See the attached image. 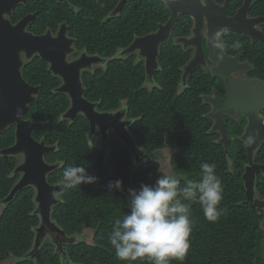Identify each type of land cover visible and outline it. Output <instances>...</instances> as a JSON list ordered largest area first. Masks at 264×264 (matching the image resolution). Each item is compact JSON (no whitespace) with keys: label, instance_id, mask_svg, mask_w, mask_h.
<instances>
[{"label":"trees","instance_id":"trees-1","mask_svg":"<svg viewBox=\"0 0 264 264\" xmlns=\"http://www.w3.org/2000/svg\"><path fill=\"white\" fill-rule=\"evenodd\" d=\"M118 1L85 0L87 12L72 21L69 35L77 39L78 51L85 50L89 55L110 60L104 69L82 76L85 99L98 103L99 112L114 111L122 102L126 103L127 118L133 121L131 137L150 159L136 165L131 153L114 136L107 146L99 136L90 141L89 126L82 116L72 123L62 120L61 116L69 107L68 98L55 93L61 84L59 79L53 77L46 63L34 58L23 68L22 75L29 85L39 86L40 91L25 119L43 124L33 135L36 141L43 140L47 146L56 147L45 161L58 162L60 167L49 175L48 182L59 185L63 170L79 165L96 176L97 182L73 189L63 187L58 193L60 204L53 208L51 220L67 237L82 238L64 247L66 258L55 253L49 240L36 254L28 255L39 223L33 214L34 191L26 188L10 203L2 204L19 176L13 175L18 160L0 157V264L9 260L13 264H125L116 258L108 235L115 220L129 211V189L139 191L142 184L153 186L165 175L156 161L164 149L171 153L169 166L181 187L188 180L200 178L203 162L215 166L223 186L221 207L224 213L217 222L207 221L200 206L192 204L191 247L183 264H264V217L246 203L242 180L247 163L245 146L238 139L242 126L228 125V158L217 143L218 135L209 133L212 122L205 118L209 107L202 103L201 96L209 93L207 85L214 82L210 74L198 69L189 77L186 88H179L181 68L189 62L192 51L184 52L173 41L190 35L192 20L180 16L171 40L161 46L158 59L161 71L154 77L157 88L149 91L142 87L143 63L135 64L134 56L118 59L117 53L135 38L155 32L159 25L167 22L170 12L160 0H127L118 18L102 24ZM230 1L231 6L234 5L230 11L234 12L238 0ZM254 1L257 8L253 15H263L264 0ZM224 38L227 54L242 50L247 56L255 55L253 65L264 81V48L258 44L251 46L237 33H226ZM236 42L239 47H233ZM14 131L11 127L0 134V150L13 145ZM254 162L264 165V144L255 154ZM117 180L122 181V190L109 191V182ZM255 192L257 198L264 201L261 173L256 178Z\"/></svg>","mask_w":264,"mask_h":264},{"label":"water","instance_id":"water-1","mask_svg":"<svg viewBox=\"0 0 264 264\" xmlns=\"http://www.w3.org/2000/svg\"><path fill=\"white\" fill-rule=\"evenodd\" d=\"M127 0H120L112 17H117ZM170 12L165 24L159 25L157 30L144 37L135 38L119 57L137 54L144 61L147 80L159 70L158 59L160 48L168 43L179 21L180 16H188L192 20V28L188 37L177 38L174 45H181L183 50L193 49V56L182 69L181 82L185 83L197 68L204 62L202 42L205 39L208 58L217 63L211 74L219 79L227 97L225 105L220 96L205 98L204 103L210 104L211 111L206 118L212 122L210 133L220 136L219 144L230 158V139L227 135V126L224 116L232 117L235 111L247 119V125L239 138L246 149L247 165L244 168L242 180L246 193V203L258 212L264 209V202L256 198V176L261 173L264 177V165L254 162L255 154L264 144V121L258 111L264 110V83L258 80L241 81L232 78L231 73L247 71V65H239L240 55L230 58L223 53L222 35L224 30L239 33L264 47V34L255 29V26L264 23V18L247 20L250 0H245L244 6L239 9L233 18H228L226 10L228 2L219 7L212 0H160ZM17 2L0 0V134L14 127V143L0 151L1 158L19 157L20 163L14 169V175H19V181L14 185L9 195L2 201L8 204L17 193L32 188L34 191L33 214L38 218L35 228L34 241L28 255L36 254L45 241H50L55 247V253L66 258L65 245L76 244L79 236L67 237L65 233L51 220L53 208L60 204L56 194L63 189V185H51L47 178L59 168V164H48L45 156L54 152L53 146H46L43 140L36 141L34 133L43 127L25 119L31 106L38 97L40 87L29 85L22 76L23 67L34 57L40 58L48 65L49 72L61 80V86L55 90L64 94L69 100V107L61 119L74 122L78 116H83L93 136L99 128L101 139H106V130H113L116 138L131 153L137 165L149 156L137 148L130 134L120 123L123 115L118 113H99L96 105L84 99L85 90L81 81V72L91 64L105 63L97 56L89 57L83 54L75 61L67 62V57L74 53V40L66 36V30L61 28L55 37L50 33L43 36H33L26 29L29 24L27 18L11 25L6 17L11 16ZM90 68V66H89ZM82 239V238H81ZM62 258V259H63ZM10 263V260L7 262Z\"/></svg>","mask_w":264,"mask_h":264},{"label":"clouds","instance_id":"clouds-1","mask_svg":"<svg viewBox=\"0 0 264 264\" xmlns=\"http://www.w3.org/2000/svg\"><path fill=\"white\" fill-rule=\"evenodd\" d=\"M239 46L238 42L233 45ZM200 169V178L186 181L183 187L175 176L161 175L153 186L142 184L139 191L129 189V211L115 220L108 235V243L119 261L183 264L191 247L192 204H198L211 223L217 222L224 213L223 186L215 166L203 162ZM96 182L97 177L89 174L83 165L65 168L60 180L66 189ZM108 188L121 191L122 181H110Z\"/></svg>","mask_w":264,"mask_h":264},{"label":"flooded vegetation","instance_id":"flooded-vegetation-1","mask_svg":"<svg viewBox=\"0 0 264 264\" xmlns=\"http://www.w3.org/2000/svg\"><path fill=\"white\" fill-rule=\"evenodd\" d=\"M13 2H17V5L15 6V8L12 10L11 12V16L10 17H6L9 22L11 23V25H17L18 22L24 20L25 18L28 19L29 21V24L27 26V29L26 31L29 33V34H32L33 36H43L45 35L46 33H50L52 37H55L58 33V31L61 29V28H64L66 30V36L70 39H73L75 42H74V53L73 54H70L67 58V62H72V61H75L77 60L78 58H80L81 55L83 54H86L87 56L89 57H93V56H97L99 57L98 55H89L85 50H82V51H78L77 48L75 47V44L77 43V39L71 37L69 35V31H70V26L72 24V21H74V19H77L84 14V12H87V9H88V4L85 5V0H12ZM120 1V0H119ZM118 1V3H119ZM213 3L219 7H222L224 6L225 2L227 1L228 2V6H227V10H226V15L228 18H233L235 17L237 11L239 9H241L243 6H244V3H245V0H238L237 4L238 6L235 7L234 9V12H231L230 9H232V7L234 5L231 6V1L230 0H222V1H218V0H212ZM127 2V1H126ZM117 3V5H118ZM126 4V3H125ZM116 5V6H117ZM115 6V8H116ZM125 6V5H124ZM231 6V7H230ZM114 8V9H115ZM257 8L256 6V1L254 0H250V4H249V12L247 14V20H254V19H262L264 18V14L263 15H253L254 13V10ZM114 9L112 11H110L108 13V15L102 20V24L105 22V21H108L109 19H115V18H118L119 15L117 17H112L111 14L112 12L114 11ZM123 9V8H122ZM122 11V10H121ZM121 13V12H120ZM255 29L258 30L259 32L263 33L264 34V23L260 24V25H257L255 26ZM226 33H235V32H231V31H228V30H224L223 31V35H222V48H223V53L225 55H227L228 57L230 58H235L237 57L238 55H240V59L238 60V64L239 65H247L248 66V69L247 71H241V72H233L231 73V76L233 79L235 80H241V81H261L264 83L263 80H261L259 78V76L257 75V68L255 67V65H253V62L255 61L254 58H255V55H248L247 54H244V52L241 50L239 52H237L236 54L234 55H231V54H227V52L225 51L224 49V46L226 44V40H225V35ZM239 34V33H237ZM241 35V34H240ZM242 36V35H241ZM243 38L247 39L249 41V44L251 46H254L255 44H258V43H252L251 42V39L247 38V37H244L242 36ZM171 40V39H170ZM174 42V41H173ZM259 45V44H258ZM176 46V45H175ZM178 46H181V45H178ZM202 49H203V52H204V62L203 64L197 68L196 70L200 69L202 70V72L204 74H210V76L212 77L213 79V83L211 84L210 82L208 83V87H209V93L208 94H203L201 96L202 98V103L204 105H207L209 107V111L205 114V118H206V115L211 111V106L210 104H205L204 103V99L205 98H214L215 94H218L220 96V100H221V103L223 105L226 104L227 102V97H226V93H225V90H224V85L223 83L219 80V79H215L213 78L212 74H211V71L213 68L217 67V63H214L212 61L209 60L208 58V54H207V49H206V41L205 39L203 40L202 44ZM261 46V45H260ZM182 47V46H181ZM264 48V47H263ZM183 49V48H182ZM191 50L192 51V55H191V58L193 56V49L192 48H188L186 51L183 50L184 52H187ZM119 53H117V58L118 59H128V58H131L132 56H134V62L135 64H138V63H143V66H144V61L142 59H140L138 57L137 54H133L131 56H124V57H119ZM36 58V57H34ZM34 58L32 60H34ZM101 58V57H99ZM190 58V59H191ZM40 59V58H39ZM112 59V58H111ZM31 60V61H32ZM101 60L105 61V63H96V64H91L89 66H87V69L86 70H83L81 72V81H82V76L86 73H89V74H94L96 70H99V69H104L106 67V64L110 61L106 58H101ZM42 61V60H41ZM30 63V62H29ZM158 64H159V61H158ZM26 66V65H25ZM24 66V67H25ZM23 67V68H24ZM182 69L181 68V73L182 72ZM23 70V69H22ZM195 70V71H196ZM161 71V68H160V64H159V70L156 71V72H160ZM194 71V72H195ZM144 72H145V68H144ZM155 72V73H156ZM193 72V73H194ZM155 73L153 74L152 78L147 80L146 78V73H145V79H144V82H143V85L142 87L149 90V91H153L155 88H157V85L154 81V77H155ZM192 73V74H193ZM191 74V75H192ZM190 75V76H191ZM23 76V75H22ZM189 76V77H190ZM54 77V76H53ZM189 77H187V80L185 83H182L180 82V87L179 88H186L187 86V82H188V79ZM56 78V77H54ZM181 78H182V75H181ZM59 79V78H57ZM25 80V79H24ZM60 83H61V80L59 79ZM62 84V83H61ZM60 84V86H61ZM82 85H83V81H82ZM59 86V87H60ZM35 87V86H33ZM58 87V88H59ZM57 88V89H58ZM83 88L84 90L85 87L83 85ZM56 89V90H57ZM181 90V89H179ZM56 93V92H55ZM85 96V93L83 95V97ZM85 99V97H84ZM86 100V99H85ZM69 101V100H68ZM89 102V101H88ZM91 103V102H90ZM92 104H95L96 105V111H98V103H92ZM70 105V104H69ZM120 112L122 115H123V118L121 119V122L120 123H128L126 126H124V129L125 131H127L129 134H130V129L132 127V124H133V121L128 119L127 118V109H126V103H121L119 109L117 110H114V111H110L108 113H118ZM99 113H107V112H99ZM258 114L259 116L263 119L264 121V110H259L258 111ZM79 117V116H78ZM77 117V118H78ZM83 117V116H82ZM207 119V118H206ZM63 120V119H62ZM77 120V119H76ZM75 120V121H76ZM86 120V119H85ZM209 120V119H208ZM65 121H69V120H65ZM70 123H72L71 121H69ZM224 122L227 126V135H228V125H232L233 123L236 124V125H239V126H242V134L244 132V129L247 125V119L239 114L238 111H235V114L234 116L232 117H228V116H224ZM89 126V125H88ZM212 126V125H211ZM211 129V128H210ZM105 132V136H106V139L102 141L105 143V145L107 146L108 145V141L109 139L111 138V136H115L113 130L109 129V130H106L104 131ZM210 133V131H209ZM100 130L99 128L96 129V132L93 136H90V128H89V132H88V139L91 141L94 137L96 136H100ZM212 134V133H210ZM214 134H217V133H214ZM241 134V135H242ZM218 135V134H217ZM238 136V139L241 137ZM131 136V134H130ZM229 137V136H228ZM132 138V137H131ZM219 139H220V136L218 135V139H217V143L219 144ZM230 139V138H229ZM133 140V139H132ZM240 140V139H239ZM41 141V140H40ZM46 145V144H45ZM136 145V144H135ZM220 145V144H219ZM47 146V145H46ZM54 147V152L56 151V147ZM138 148V147H137ZM139 149V148H138ZM141 150V149H139ZM167 149H164L163 151H165ZM1 151V150H0ZM143 151V150H141ZM246 151V149H245ZM53 152V153H54ZM46 158V156H45ZM15 159L18 160V164L20 163V158L19 157H15ZM57 164H59L58 162H55ZM17 164V165H18ZM247 163L245 164V167H246ZM17 167V166H16ZM15 167V168H16ZM60 167V165H59ZM14 172V171H13ZM260 173H257V176L259 175ZM14 175V173H13ZM16 176H19V175H16ZM256 176V178H257ZM49 177V176H48ZM20 178V176H19ZM48 180V178H47ZM19 181V180H18ZM50 184V183H49ZM16 185V184H15ZM61 185V184H59ZM33 190V189H32ZM56 197H58V193L56 194ZM257 198V197H256ZM59 199V198H58ZM258 199V198H257ZM60 200V199H59ZM263 211L261 212V214L263 215L264 217V209H262ZM264 220V219H263Z\"/></svg>","mask_w":264,"mask_h":264},{"label":"rangeland","instance_id":"rangeland-1","mask_svg":"<svg viewBox=\"0 0 264 264\" xmlns=\"http://www.w3.org/2000/svg\"><path fill=\"white\" fill-rule=\"evenodd\" d=\"M170 151L167 149L165 151H162V155H160V157L158 156V159L156 160L160 166H161V170L165 175H169V176H173L171 168L169 166V157H170ZM263 210L261 209V212ZM262 226L264 227V220L262 222ZM84 233H87L86 230ZM54 251H55V247H54ZM8 264V263H6ZM10 264H13L12 262H10Z\"/></svg>","mask_w":264,"mask_h":264}]
</instances>
